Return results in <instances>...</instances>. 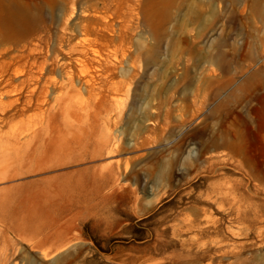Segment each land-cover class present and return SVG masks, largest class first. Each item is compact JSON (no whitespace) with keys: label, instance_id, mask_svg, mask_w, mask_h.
I'll use <instances>...</instances> for the list:
<instances>
[{"label":"rangeland","instance_id":"1","mask_svg":"<svg viewBox=\"0 0 264 264\" xmlns=\"http://www.w3.org/2000/svg\"><path fill=\"white\" fill-rule=\"evenodd\" d=\"M12 8L26 23L0 5V250L61 234L56 264H264V0ZM31 54L55 78L41 102L12 73Z\"/></svg>","mask_w":264,"mask_h":264},{"label":"bare ground","instance_id":"2","mask_svg":"<svg viewBox=\"0 0 264 264\" xmlns=\"http://www.w3.org/2000/svg\"><path fill=\"white\" fill-rule=\"evenodd\" d=\"M13 3L14 0H0V5L5 10V17L8 22V25L20 29L26 23L25 18L23 17L21 12H15L13 10L12 8ZM84 29L82 30L84 31ZM63 40L64 39H60V43H62ZM81 45L85 46L84 44ZM24 46L28 47L31 53L36 51H41L42 50L41 38L38 37L35 41L32 40L28 43H25ZM74 47H77V45L71 44V47L69 48L73 49ZM20 60H22V62H16L13 64L12 73L16 76H19L21 82L27 80L29 82L31 81L32 88L31 87L30 88L32 90V93L36 96V101L41 102L40 100H43L42 97L46 96L49 93L51 87L50 85L52 81L55 79L52 75L53 69L50 68L48 65L49 64L48 57L44 60H39L34 54H31L28 56L21 57ZM5 91L8 92V90ZM45 99H47V97ZM262 99L264 101V92L262 93ZM41 119H42V124H44L46 120V115L45 116L43 115ZM0 225L2 226V229H0L1 234H3V236L8 238L9 233L6 232V229H10V227H7L6 223L2 222V220H0ZM70 243L71 240L68 238V235L60 234L54 236L52 234L51 235L45 234L44 236H41L29 243V255L22 254L21 248L18 247L16 244L15 245L12 244V250L9 245L8 246L9 251L2 248V251L0 250V264H56L54 256L57 254L59 255L60 252H66L68 250V246L70 245ZM68 255L69 254L67 253V255L65 256L66 260L68 259ZM64 264H69V262Z\"/></svg>","mask_w":264,"mask_h":264}]
</instances>
